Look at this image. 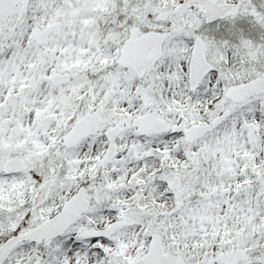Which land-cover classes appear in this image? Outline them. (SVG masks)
Listing matches in <instances>:
<instances>
[{"label":"snow or ice","instance_id":"6c2138e0","mask_svg":"<svg viewBox=\"0 0 264 264\" xmlns=\"http://www.w3.org/2000/svg\"><path fill=\"white\" fill-rule=\"evenodd\" d=\"M0 264H264V0H0Z\"/></svg>","mask_w":264,"mask_h":264}]
</instances>
